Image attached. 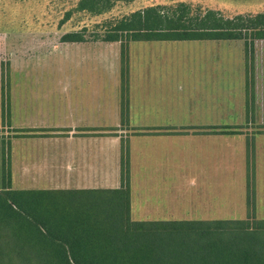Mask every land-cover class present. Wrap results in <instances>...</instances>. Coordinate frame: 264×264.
<instances>
[{"label":"rangeland","instance_id":"obj_1","mask_svg":"<svg viewBox=\"0 0 264 264\" xmlns=\"http://www.w3.org/2000/svg\"><path fill=\"white\" fill-rule=\"evenodd\" d=\"M80 1L0 0V187L5 154V172L10 173L13 189L63 188L64 170H46L51 174L39 176L14 170L13 160L38 156L44 146L22 139L18 142L20 134H63L69 123L64 120L65 115L69 114L71 121L83 128L102 127L103 134L121 136L134 133L130 125L195 120L192 97L196 87L206 81V74L200 79L202 73L212 76L209 92L214 93L215 107L209 109V114L220 121L216 123L227 124L239 118L237 103L241 91L245 90L247 99L246 54L241 41H130L126 43L127 73L123 78L120 43H106L99 36L108 23L144 8L171 14L181 6L189 17L212 10L232 18L264 12V0H128L114 3L101 14L79 11ZM67 33L80 34L84 41L63 42ZM258 56L264 57V40L255 42L252 74L253 63L258 72ZM129 94L136 100L148 97L137 104L140 106L132 107ZM123 101L126 112L122 111ZM134 109L141 116L132 117ZM235 130L247 139L244 169L242 154L232 141L229 153L220 150L218 142L221 145L222 141H216L214 170H194L204 161L207 165L208 160L201 155L202 143L197 139L160 136V143L156 144L158 140L148 139L150 136L130 135L120 141L126 153L122 163L125 176L134 186L145 185L149 178L162 189L181 186L182 194H177L172 214L178 219H191L196 217L194 213L202 212L191 206L195 204L193 200H198L191 183L195 175L199 179L208 177L205 184L216 193L210 201L214 207L202 212L205 215L214 219H264V153L258 154V169L253 168L252 141L258 127ZM132 148L135 155L153 158V165L160 163L161 169L129 170ZM209 166L213 168L212 158ZM104 169V177L114 176L116 170H109V166ZM123 173L119 170V183Z\"/></svg>","mask_w":264,"mask_h":264},{"label":"trees","instance_id":"obj_2","mask_svg":"<svg viewBox=\"0 0 264 264\" xmlns=\"http://www.w3.org/2000/svg\"><path fill=\"white\" fill-rule=\"evenodd\" d=\"M119 1L128 0H81L77 9L101 14ZM185 11L161 14L149 7L107 24L99 37L120 43L122 77L130 41H241L248 96L264 12L224 18L212 10L194 17ZM62 41L84 40L67 33ZM6 166L3 154L0 264H264V219L133 221L123 165L120 187L103 190L13 189Z\"/></svg>","mask_w":264,"mask_h":264},{"label":"crops","instance_id":"obj_3","mask_svg":"<svg viewBox=\"0 0 264 264\" xmlns=\"http://www.w3.org/2000/svg\"><path fill=\"white\" fill-rule=\"evenodd\" d=\"M199 75L200 79L205 78L206 81H203L202 86L196 87V92L192 97V110L196 112L195 120L187 123L170 122L162 124L144 123L130 125L129 128L132 127L131 130H133L134 133L121 136L116 134H103L104 129L102 127L95 128L96 126L94 125V127H90L89 129L86 127L83 128L81 124L72 122L68 114L64 116V120L68 119L69 123L67 125L68 128L64 129L65 133L63 134H20L16 138L18 142L22 139L25 140L24 142L26 143H38L44 146L41 148L42 152L38 155L42 156L39 160L37 159L38 156L35 154H31V157H22L20 159L18 157L17 160H13L14 170H23L34 174L37 173L39 176L51 174V172L46 170H64L63 188H60L63 190L117 189L121 185V183H119V179H121L119 170H122V163L124 164L126 155V153L122 151L124 145L122 146L120 141L122 139H127L126 137L130 135H139L141 137L150 136L148 139L158 140L156 144L160 143V136L173 139H176L178 136L179 138L180 136H185L197 139L199 141H197L198 143H202L199 150L201 151V155L205 160H208L206 163L207 165H205L204 161L200 163V165H196L194 170H214L213 152H215L216 141H222L221 145L220 142H218L221 148L220 150L222 152L227 151L228 153L230 152L228 149H230V143L232 141L242 154V169H244V167L246 168V154L244 152L247 144L245 141H247V139L245 135H241L238 130H235V128L242 126L258 127V131H254L255 134L252 141L254 151L253 168L257 170L258 154L260 152L264 153V57L258 56V72L255 71V65L253 63V91L248 94L246 100L245 90L241 91V100L237 103V109L240 111L239 118L227 124L216 123L220 121H216L213 118V114H209V109L215 107L214 93L213 91L209 92V80L212 76H209L208 73ZM244 76L246 79V73ZM250 95L251 98L249 97ZM147 97L148 96H143L141 100H136L129 94L128 100L133 107L134 105L142 104V101H145ZM137 115L141 116L140 112L134 109L132 111V117ZM162 125L164 127H160ZM128 146L126 150H128ZM197 148L199 149V146ZM129 150H131V147H129ZM131 156H133V159ZM211 158L213 159V168L209 166ZM153 162V158L145 159L141 154L135 155L134 148H132L130 161L127 163V167L129 170H160L161 164L156 163L153 165ZM107 166L110 167L109 170H116L114 176L110 178L103 176V169ZM152 166H154V168H152ZM194 178L193 180L191 179V183H194L192 189L195 191L198 200L195 201L192 199L195 204L191 203V206L194 208H201L202 212H209L208 208L214 207L213 203H210V201L216 198V193L210 189L208 184H205V180H209L208 177L199 179V176L195 175ZM152 179L153 178H149L146 184L141 186H139V184L134 186L133 182L131 183L128 179L131 219L133 221L185 220L175 218L172 215L176 208L174 201L177 199V194H179L180 197L182 194L181 186L171 185V187L162 189L160 185L154 184L155 182ZM255 197L256 194L254 195V198ZM202 212L194 213L196 217L187 220H215L210 215H205Z\"/></svg>","mask_w":264,"mask_h":264}]
</instances>
